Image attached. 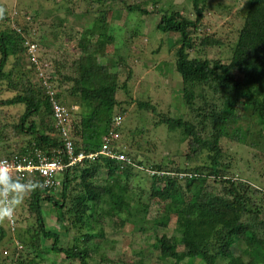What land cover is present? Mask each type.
Instances as JSON below:
<instances>
[{
    "label": "trees",
    "instance_id": "obj_1",
    "mask_svg": "<svg viewBox=\"0 0 264 264\" xmlns=\"http://www.w3.org/2000/svg\"><path fill=\"white\" fill-rule=\"evenodd\" d=\"M145 1L6 0V5L0 6V108L24 106L18 124L11 129L12 134L0 132L1 157H25L36 150L53 157L56 151L64 147L63 139L55 127L52 103L42 86V79L32 80L36 70L29 61L25 46V43L38 45L41 64L45 63L41 49L48 51L56 47L55 52L65 56L66 49L72 46L73 30L63 25L65 17L59 19L57 16L49 27L50 32L46 34L44 21H38V13L47 9L51 12L64 10L65 15L76 11L78 16L94 8L93 12L100 15L95 19L98 22L97 29L90 26L82 31L83 35L76 44L78 57L72 62L71 68L66 69L64 59H56L57 66L50 71L49 82L53 87L54 74L59 73L60 69L66 74L65 71L73 68V74L76 75L63 77L64 82L74 83L71 89L73 93L70 91L68 95H62L55 89V97L64 107L71 104L74 98L81 106L79 133H70L74 155L98 151L103 135L110 137V147L114 152L123 153L122 150L115 151L116 140L120 134L121 141L125 142L129 133L125 127L115 123V118H120L124 113V110H120L121 103L117 95L120 89H124V94L129 89L110 80L109 68L113 63L109 67L99 61L98 49L101 50V47L97 35L105 37L101 31L106 22L104 10L118 9L126 18L132 12L146 15L149 11L141 9ZM151 1L154 4L158 2ZM189 1L195 14L194 20L183 17L178 11L160 9L161 16L156 24L159 34L174 33L180 39L177 41L179 46L174 50V67L180 76L184 103L180 101L185 105V113L177 117L169 114L164 116L148 103L138 102L136 106L154 116L155 128L164 126L171 132H180L189 150L185 154L186 161L196 160L200 155H205L206 161L190 168L173 167V161H169L168 165L160 162L152 166L154 173L148 179V188L141 189L142 195H156L158 199L169 202L168 207L162 210L166 216L162 219L176 215V228L182 234L181 238L155 236L152 248L159 251L156 260L162 264H192L196 260L200 264H264V0L245 2L243 23L231 47L229 63L226 64L205 57L210 47L220 46L218 41L207 36L199 40L195 37L200 32L198 26L209 4L205 0ZM116 5L119 7L115 8ZM29 7L36 9L32 17L25 14V9ZM134 32L129 38H135L137 34ZM108 38L111 39L110 36ZM11 58L14 59L13 68L16 72L6 70ZM204 88L210 92L205 94ZM9 91L15 92V95L2 99ZM235 94L243 98L244 105L250 110L249 115L239 113L231 106L230 100ZM197 98L200 106H196ZM145 125L143 123L134 129L138 141L126 142L131 151L126 150V154L132 160L129 157L124 162L105 157L85 159L60 173V187L55 190L41 187L38 177L30 179L14 176L8 179L6 187L10 206L16 195L15 189L24 186L26 190L22 189V193L26 196L30 215L26 218L29 220L26 229L20 228V219L17 226L14 224L6 231L0 225V264H37V261L41 264L48 252L63 254L66 259L76 260L79 264L92 263L93 256L90 258V255L93 246L79 245L82 241L80 236L73 238L74 245L63 248L69 242H64L59 233L47 229L43 216V204L46 202L56 211V223L63 225L64 217L71 216L70 224L63 225L64 233L68 234L69 228L77 231L78 228L86 227L89 233L82 235L84 242L101 235L90 231L104 217L118 218L120 227L133 225L139 232L145 233L148 211L143 196L130 195L126 183L114 184L109 181L99 186L92 181L98 171L103 169L114 174L120 172L123 178H129L134 174V168L143 165L137 157L142 154L140 151H150L145 147L150 141H146L144 147L140 144L144 138ZM61 155L63 162L67 163L63 152ZM228 172L238 178L229 177ZM67 200L71 203L68 209ZM133 201L136 207L132 206ZM176 208L179 210L174 213L173 209ZM166 222L160 224L165 226ZM13 235L15 239H11ZM9 240L12 245L7 244ZM238 243L244 245V250L237 248ZM179 245L183 247V252L177 250ZM29 248L33 249L35 255L29 252ZM140 256L141 263L138 260L134 264H145L143 254Z\"/></svg>",
    "mask_w": 264,
    "mask_h": 264
},
{
    "label": "rangeland",
    "instance_id": "obj_2",
    "mask_svg": "<svg viewBox=\"0 0 264 264\" xmlns=\"http://www.w3.org/2000/svg\"><path fill=\"white\" fill-rule=\"evenodd\" d=\"M5 1L6 0H0V6H5ZM21 1L23 2L24 0ZM205 1L209 4V7L203 13L201 24L198 26L200 32L195 37L198 39L207 36L218 41L220 46L210 47V49L206 51L205 57L209 60H220L222 63H229V58L232 54L231 47L234 46L239 29L243 23V6L247 0ZM132 3H136V1H133ZM117 5L115 8L119 7ZM141 9H145L146 11H149V13L147 12L146 15H143L140 12H132V14L126 18L123 12L118 9L111 10L109 8L108 10H104L106 22L103 23L101 31L105 37L101 38L97 35L101 47V50L98 49V55L100 56L99 61L102 62L103 65H108L110 67L113 63L109 68L110 80L114 82L116 81L120 87L124 85L129 89L126 94H124V89H120L117 95V100L121 103L120 110H124V113L120 115V118L116 117L115 119L120 120V126L125 127V131H128L129 134L127 137L128 139L125 142L121 141L122 136L119 134L116 140L115 151L122 150L124 155L131 159V157L126 154V150L130 151L126 142L138 139L134 129L143 123L147 125H145L144 138L141 140L142 142L140 144L144 147L146 141H150V143L145 146L150 151H140L142 154H138L137 158L143 165L134 168V174H131L129 178H123V175L120 172L115 173L122 175L120 178L115 175L113 171L103 169L98 171L92 181L99 186H104L109 181L114 184L126 183L130 195H134V197L143 196L142 200L147 206L148 211L145 220V233L139 232L133 227V225L120 227L118 218L104 217L99 224L95 223L93 225V230L90 231L101 235L95 239L84 242V237H82V235L89 233L86 230V227L78 228L77 231L69 228V233H64L63 225L68 226L70 224V220L72 219L71 216L66 215L64 217V224L60 225L55 221L56 211L52 209L51 204L47 202L43 204V216L47 229L59 233L64 242H69V245L64 244L62 246L63 248H68L74 245L73 238L79 236L82 238V241L80 240L78 243L79 245L84 246L85 244V246H93L92 254L90 255V258L93 256L91 264H134L133 262L141 259V254H143V258L148 260L149 263L154 262L156 264H162L156 260L159 251L154 250L152 245L155 236L166 235L168 237H182L181 231L176 228L177 216L172 214L168 219L163 220L162 218L166 216L163 214L162 210L163 208L168 207L169 202L158 199L156 195H142L141 189L148 188V179L150 175H153L155 170L152 168L153 165L156 166L160 162L168 165L170 164L169 161H173V165H171L173 167L190 168L195 164H201L206 161L205 155L197 156L196 160L190 162L186 161L185 158L187 155L185 154L186 151L189 150L186 149V143L182 140L180 132H171L164 126L155 128L153 125L155 122L154 116L143 110L137 109L136 106V103L138 102L148 103L155 107L159 114L164 116L169 114L170 116L177 117L179 115L182 116L185 113V105L181 104L183 98L180 89V76L175 72L174 67V50L179 46L177 41L180 39H178V34L174 33L159 34L156 31V24L161 16V13H159L160 9L168 12L178 11L183 17H188L194 20L195 14L192 9V4L189 0H158L157 4H154L151 0H146ZM93 10L94 8H90L91 12H81L78 16L76 11H74V14L68 13L66 15L64 14V10L51 12L47 9L41 13L37 12L38 21H41V23L44 21L43 29L47 30L46 34L50 32L49 27H51V23L55 21L57 16L59 19L65 17L66 20L63 25L68 29L70 28V30H73V44L66 49L65 56L63 53L55 52L56 47L52 49L50 48L48 51L41 49L40 53L45 59V62L51 61L52 66L55 67L57 66L56 59H58V61L64 59L66 62V69L71 68L72 62L78 57L76 44L78 39L83 35L82 31L90 26L95 29L98 28V22L95 19L100 15L98 16ZM35 13V8L33 9L29 7L27 10L25 9V14L28 16L32 17ZM91 17L94 18L92 19ZM11 25L16 27L13 24ZM133 30L137 35H134L135 38H129V35H131ZM108 36H110L111 39H109ZM171 40L173 41V44H171ZM93 43L94 42L92 41V44ZM44 46L47 47V45ZM199 55L201 56V53ZM13 62L14 59L11 58L6 66V70L16 72L13 68ZM65 72L66 74L60 69L59 73L54 74L55 89L62 95H68L71 89L73 90L72 87L74 84L71 81L64 82L63 77H76V75L73 74V68L72 70ZM32 80H36V78L33 77ZM203 90L205 94L210 92L207 88H204ZM198 94H200V92H198ZM14 95L15 92L9 91L2 96V99H9ZM230 103L239 113L249 115L250 110L244 105L243 98L238 94H235L234 98L230 100ZM196 106H200L198 98L196 99ZM66 107L68 111V133L70 136V133H73V135L79 133L80 122H78V120L81 114V106L79 101L74 98L73 102ZM23 112L24 106L22 105L1 107L0 132L6 131L7 134H12L11 129H14V126L18 124L19 118ZM113 115H116V109L114 110ZM241 124L245 125V123ZM233 128L234 127L232 126V129ZM104 136L105 135L101 138ZM230 145L232 146V143H230ZM1 146L2 144L0 143V147ZM134 146H136V144H134ZM246 152L247 151H242L241 153ZM134 163L137 162L134 161ZM227 175L233 177L234 174L231 175L228 172ZM235 178H238V176L233 177V179ZM55 179L57 181L61 180L60 173L55 176ZM22 189L26 190L24 186H22ZM22 189L21 187L15 189L16 195L13 198L12 210L14 213L15 226H17V221L20 219V221H18L20 228L23 229L25 227L26 229L29 221L26 218L30 214L25 201L26 196L22 193ZM132 206L136 207V202L133 201ZM69 207H71V203L67 200L66 209ZM178 210V208L173 209V212L175 213ZM161 222H166V225L162 226L160 224ZM0 225L5 231L8 230V228L11 229V225L5 217L4 201L1 197ZM10 237L11 239H15L14 237L16 236L13 235ZM7 242V244L12 245L10 240ZM17 247L19 248L20 246L17 244ZM237 248L242 251L245 247L242 243H238ZM28 250L35 255L33 249L29 248ZM177 250L183 252V247L179 245L177 246ZM33 255L32 257L35 259ZM43 258L44 260L41 264H79L76 260L66 259L63 254L57 255L52 254V252H48ZM146 260H144V263L148 264ZM37 264H40L39 261H37ZM167 264L173 263L168 262ZM192 264L200 263L199 260H196L193 261Z\"/></svg>",
    "mask_w": 264,
    "mask_h": 264
},
{
    "label": "built area",
    "instance_id": "obj_3",
    "mask_svg": "<svg viewBox=\"0 0 264 264\" xmlns=\"http://www.w3.org/2000/svg\"><path fill=\"white\" fill-rule=\"evenodd\" d=\"M27 49V55L29 61L35 67L36 79H42V86L46 89V93L50 97V101L53 107V118L55 127L58 129L60 136L63 139L64 147L62 150L56 151L55 156L47 157L43 155L40 151L36 150L34 154L29 156H19L13 155L9 158H3L0 156V182L1 197L4 200V211L5 217L9 221L11 227L14 226V213L12 207L10 206L8 198V189L6 187V182L11 177H28L30 179L39 178L41 179L40 186L46 189L55 190L56 187H60V181L55 179V176L62 173L64 169L72 167L73 165L82 162L85 159L95 160L99 157H105L109 159H115L117 161H127L126 156L123 153H116L110 147V137L105 136L102 139L101 148L98 151L91 153L79 152L74 155L73 143L68 133V111L67 107H64L56 99L55 87L49 82L51 78L50 71L53 68L52 62L47 61L41 64L39 61V47L34 44L25 43ZM115 123L118 124L119 121L116 119ZM62 152L68 159L67 163L63 162ZM33 188L32 185H29ZM11 209V215H8V210Z\"/></svg>",
    "mask_w": 264,
    "mask_h": 264
},
{
    "label": "clouds",
    "instance_id": "obj_4",
    "mask_svg": "<svg viewBox=\"0 0 264 264\" xmlns=\"http://www.w3.org/2000/svg\"><path fill=\"white\" fill-rule=\"evenodd\" d=\"M8 215H9V216L11 215V209L8 210Z\"/></svg>",
    "mask_w": 264,
    "mask_h": 264
}]
</instances>
